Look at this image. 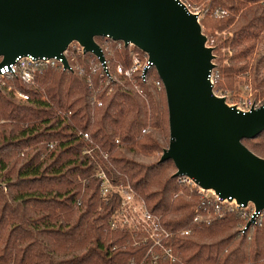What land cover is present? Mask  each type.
Wrapping results in <instances>:
<instances>
[{
    "label": "trees",
    "instance_id": "16d2710c",
    "mask_svg": "<svg viewBox=\"0 0 264 264\" xmlns=\"http://www.w3.org/2000/svg\"><path fill=\"white\" fill-rule=\"evenodd\" d=\"M188 1L202 11L203 27L233 34L219 38L216 46L231 39V64L219 77L231 83L240 73L246 76L264 41V0ZM217 9L226 13L218 16ZM130 50L122 41H111L105 55L113 72L118 64L130 63ZM71 64V71L47 69L39 87L16 81L30 93L28 100L0 89V264H264V222L241 234L238 210L216 214L196 190L178 183L172 159L160 161L170 127L156 68L140 81V93L123 76L101 82L94 54H81ZM78 64L85 70H77ZM254 82L264 91V79L257 76ZM94 94L102 105L93 102ZM81 131L89 133L88 140ZM243 142L264 157V131ZM88 146L106 151L119 180L127 178L150 210L162 216L175 234L176 261L155 263L147 255L150 243L133 245L130 232L110 230L118 202L101 199Z\"/></svg>",
    "mask_w": 264,
    "mask_h": 264
},
{
    "label": "water",
    "instance_id": "95a60500",
    "mask_svg": "<svg viewBox=\"0 0 264 264\" xmlns=\"http://www.w3.org/2000/svg\"><path fill=\"white\" fill-rule=\"evenodd\" d=\"M107 36L147 53L164 83L170 141L160 161L264 209V157L243 142L264 131V105L242 111L214 93L216 55L198 13L180 0H0L1 65L33 54L63 57L70 69L64 52L74 41L104 62L97 38Z\"/></svg>",
    "mask_w": 264,
    "mask_h": 264
},
{
    "label": "built area",
    "instance_id": "2783aa9c",
    "mask_svg": "<svg viewBox=\"0 0 264 264\" xmlns=\"http://www.w3.org/2000/svg\"><path fill=\"white\" fill-rule=\"evenodd\" d=\"M180 1L193 13H198L199 19H201V12L194 8L188 0ZM225 13V10H216L218 16ZM98 38H102L100 41L97 39V42L101 45L105 54V52L110 49L111 41L114 40L109 36ZM208 43L209 38L207 45L210 46ZM128 46L131 49L130 63L128 65L118 64L114 72L111 70L106 55L104 62H101L99 58L96 57L101 67V82L109 83L112 80L118 79L119 76H123L134 84L138 92L141 93L139 87L140 81H145L147 79L149 71L154 66L147 53L138 50L139 48L137 49L133 44H129ZM81 54H87L84 47L77 41L72 42L64 52L70 64V69L65 68L63 57L27 54L16 57L11 63L1 65L3 57L0 56V89H6L7 91L13 92L17 97L28 100L30 99V93L21 88L19 84H16V81L22 85L39 87L40 79L47 69L74 70L71 62L77 61ZM75 68L77 70H85V67L81 68L80 64L76 65ZM80 72L82 73L83 71ZM218 77V72L213 69L211 72V81L214 84V93L218 96H223L217 92L215 88ZM163 85L164 83L161 78L157 80V86L160 90L163 88ZM92 100L99 106L103 103L102 99L97 96V94L93 95ZM230 104L236 105L237 108L242 111H250L253 108L263 106L264 99L257 101L245 98ZM144 131L146 132L147 129H144ZM79 136L86 140L90 137L88 132L83 131L79 132ZM55 143H57V141L51 142V147H53ZM85 153L97 164L96 176L100 179L99 192L101 199L105 202H118L110 218V230L130 232L133 238V245L150 243L147 255H149L151 260L155 263L163 259H167L170 262L176 261L178 257L172 245V238L175 234L163 225L162 216L150 210L145 199L136 191L127 178L119 180V172L110 162L109 154L106 151L102 150L99 146H88ZM177 180L180 185L196 190L203 200V203H210V208L222 217L230 212L238 210L241 219V234H245L249 229L261 226L264 222V209L257 211L255 204L252 202H249V204L245 206L244 204L238 203L236 200L223 198L211 189L206 190L202 188L193 177L188 175H180L177 177ZM199 211L200 207L196 209V212ZM198 218L199 216L195 219ZM189 232L190 230L182 231L183 234H188ZM132 264L137 263L132 262Z\"/></svg>",
    "mask_w": 264,
    "mask_h": 264
},
{
    "label": "rangeland",
    "instance_id": "374dc122",
    "mask_svg": "<svg viewBox=\"0 0 264 264\" xmlns=\"http://www.w3.org/2000/svg\"><path fill=\"white\" fill-rule=\"evenodd\" d=\"M200 5H196L199 8ZM197 9V8H196ZM202 12L201 10H199ZM201 20V19H200ZM203 27V26H202ZM204 33L209 38V45L214 47V54L216 55L213 62L215 63V71L220 75V71L223 67L230 66V58L233 56V50L231 49V39L228 45L217 46L219 38L231 36L233 34L229 31H220L219 29L208 26L203 27ZM253 60L251 66L248 68V74L243 76L245 72L236 76L235 80L228 83L227 78L218 77L216 82V90L223 96L227 97L228 103L237 102L241 99L250 98L251 100L264 99V91L262 89L255 88V77H259L260 80L264 79V41L256 48L253 54ZM258 72V74H257Z\"/></svg>",
    "mask_w": 264,
    "mask_h": 264
}]
</instances>
